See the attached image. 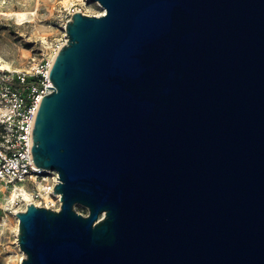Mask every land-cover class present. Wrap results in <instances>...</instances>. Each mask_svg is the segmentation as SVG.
Masks as SVG:
<instances>
[{
  "label": "water",
  "instance_id": "obj_1",
  "mask_svg": "<svg viewBox=\"0 0 264 264\" xmlns=\"http://www.w3.org/2000/svg\"><path fill=\"white\" fill-rule=\"evenodd\" d=\"M89 1L32 128L60 206L15 213L20 264H264V0Z\"/></svg>",
  "mask_w": 264,
  "mask_h": 264
},
{
  "label": "built area",
  "instance_id": "obj_2",
  "mask_svg": "<svg viewBox=\"0 0 264 264\" xmlns=\"http://www.w3.org/2000/svg\"><path fill=\"white\" fill-rule=\"evenodd\" d=\"M51 62L32 63L20 70L0 69V195L7 193L4 204L14 217L28 203L54 210L60 206V195L52 191L58 173L38 168L31 154L35 114L42 96L51 91V87H45L51 86ZM29 77L41 86L28 81ZM15 205L21 207L13 209Z\"/></svg>",
  "mask_w": 264,
  "mask_h": 264
},
{
  "label": "rangeland",
  "instance_id": "obj_3",
  "mask_svg": "<svg viewBox=\"0 0 264 264\" xmlns=\"http://www.w3.org/2000/svg\"><path fill=\"white\" fill-rule=\"evenodd\" d=\"M11 10L34 11V16L30 21L16 23L2 14ZM76 11L98 15L101 6L89 0H0V59L10 65V68L0 69H27L32 63L49 61L50 55L65 42V23ZM6 195H0V215L6 213L0 225V264H20L16 237L18 221L7 212ZM19 207L15 205L13 209ZM74 208L82 214L87 213L82 205L76 204Z\"/></svg>",
  "mask_w": 264,
  "mask_h": 264
},
{
  "label": "bare ground",
  "instance_id": "obj_4",
  "mask_svg": "<svg viewBox=\"0 0 264 264\" xmlns=\"http://www.w3.org/2000/svg\"><path fill=\"white\" fill-rule=\"evenodd\" d=\"M103 9L101 8V12L102 13ZM3 15L9 17V18H12L16 23H22L24 21H30L33 16H34V11H27V10H11V11H7V12H3L2 13ZM55 53L54 52L52 55H50L49 57V61H51L54 56H55ZM0 67L2 68H10V65L3 61L2 59H0ZM17 232V231H16ZM16 232L14 233L16 235ZM20 250V253H21V256L19 259H22L23 256H24V253Z\"/></svg>",
  "mask_w": 264,
  "mask_h": 264
},
{
  "label": "trees",
  "instance_id": "obj_5",
  "mask_svg": "<svg viewBox=\"0 0 264 264\" xmlns=\"http://www.w3.org/2000/svg\"><path fill=\"white\" fill-rule=\"evenodd\" d=\"M28 81H30V82L33 81L34 83L37 84V86H39V87L41 86L40 83L37 82L36 79H34V78H32V77H29V78H28Z\"/></svg>",
  "mask_w": 264,
  "mask_h": 264
}]
</instances>
